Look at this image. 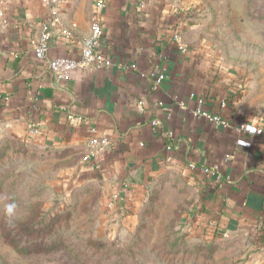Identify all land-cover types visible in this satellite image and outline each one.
<instances>
[{
	"label": "crops",
	"instance_id": "1",
	"mask_svg": "<svg viewBox=\"0 0 264 264\" xmlns=\"http://www.w3.org/2000/svg\"><path fill=\"white\" fill-rule=\"evenodd\" d=\"M191 7L190 0H108L95 51L104 64L59 81L35 53L49 5L0 0V142L65 152L76 183L96 184L112 211L140 201L161 171H181L198 197L194 215L209 232L242 230L264 242V118L227 100L242 94L241 84L217 52L188 34ZM62 15L49 58L80 60L90 18L82 7L70 21ZM154 72H164L163 82L155 83ZM199 100L208 114L227 100L226 116L246 131L194 118ZM92 128L110 147L88 159Z\"/></svg>",
	"mask_w": 264,
	"mask_h": 264
},
{
	"label": "rangeland",
	"instance_id": "2",
	"mask_svg": "<svg viewBox=\"0 0 264 264\" xmlns=\"http://www.w3.org/2000/svg\"><path fill=\"white\" fill-rule=\"evenodd\" d=\"M190 1L188 34L234 71L241 109L264 118V0ZM95 4L60 0L61 20L82 7L92 30ZM65 157L34 141L0 142V264H264L258 234L216 237L201 224L181 171H161L140 201L112 211L96 184L76 183Z\"/></svg>",
	"mask_w": 264,
	"mask_h": 264
},
{
	"label": "built area",
	"instance_id": "3",
	"mask_svg": "<svg viewBox=\"0 0 264 264\" xmlns=\"http://www.w3.org/2000/svg\"><path fill=\"white\" fill-rule=\"evenodd\" d=\"M49 5L50 17L41 26V34L39 36L38 42L35 46V53L40 61L46 62L48 69L52 72L54 77L59 81L68 80L71 75L77 70L87 69L94 66H102L104 61L97 55L95 51L98 47L99 41L103 36L102 30V13L106 9L108 0H97V4L94 5V18H93V28L90 38L85 42L82 48V56L80 60H70L67 58L50 59V40L53 37L54 30H58L61 26V14H60V0H44ZM179 48L184 51L182 45L181 34H176L174 37ZM156 84L163 82L165 79L164 72H154L151 74ZM198 109L192 112L194 118L205 117L210 123L218 128H229L236 127L239 132L246 131V125L240 124L239 126H234L229 120L216 114H208L203 111V100H199ZM227 102H223L221 107H225ZM157 125V122H153ZM36 131L31 130L34 134ZM175 134L172 131L166 133V150L170 153L175 149L174 144ZM110 147L107 139L99 138L97 130L92 128L90 130V139L88 141V159H95L101 154H104Z\"/></svg>",
	"mask_w": 264,
	"mask_h": 264
},
{
	"label": "trees",
	"instance_id": "4",
	"mask_svg": "<svg viewBox=\"0 0 264 264\" xmlns=\"http://www.w3.org/2000/svg\"><path fill=\"white\" fill-rule=\"evenodd\" d=\"M227 100L231 101V103H234V104H238V105H239V104L241 103V100H242V94H240V93L238 92L236 95H234V96H232V97H228ZM227 100H226V101H227ZM226 101H225V102H226ZM222 103H223V102H222L221 100H218L219 111L216 112V115H220L221 117H223V118L229 120L233 125L237 126V120L232 119V118H228V117L226 116V111H227L228 104L223 108V107H221ZM215 236H216V237H220V236H222V234H220L219 232H215Z\"/></svg>",
	"mask_w": 264,
	"mask_h": 264
},
{
	"label": "clouds",
	"instance_id": "5",
	"mask_svg": "<svg viewBox=\"0 0 264 264\" xmlns=\"http://www.w3.org/2000/svg\"><path fill=\"white\" fill-rule=\"evenodd\" d=\"M14 208H15V205H14V204H10V205H8V206H7V211H8V213L11 214V213L13 212Z\"/></svg>",
	"mask_w": 264,
	"mask_h": 264
}]
</instances>
